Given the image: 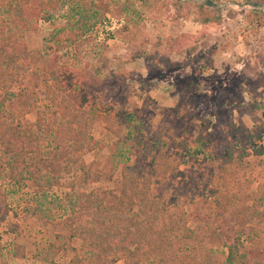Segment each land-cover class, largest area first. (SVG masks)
Wrapping results in <instances>:
<instances>
[{
  "label": "rangeland",
  "instance_id": "rangeland-1",
  "mask_svg": "<svg viewBox=\"0 0 264 264\" xmlns=\"http://www.w3.org/2000/svg\"><path fill=\"white\" fill-rule=\"evenodd\" d=\"M14 1L4 0L2 17L15 14ZM55 1L37 29L24 33L28 51L92 81L124 80L128 91L112 103L126 104L121 119L109 122L90 108L63 117L67 96L43 81L36 64H22L14 78L0 75V124L38 137L33 173L11 179L0 153V264H70L75 256L78 264H158L170 234L196 264H226L237 234L247 246L264 226V0ZM199 147L201 154L191 152ZM223 147L229 156L218 152ZM159 149L174 172L138 185L174 204L185 227H165L140 243L125 226L143 217L142 207L102 215L78 206L81 193L119 190L124 165L147 174ZM211 190L232 199L226 211L215 212ZM107 216L115 223L108 226ZM214 230L231 240L211 243ZM123 247H138L129 263Z\"/></svg>",
  "mask_w": 264,
  "mask_h": 264
},
{
  "label": "trees",
  "instance_id": "trees-1",
  "mask_svg": "<svg viewBox=\"0 0 264 264\" xmlns=\"http://www.w3.org/2000/svg\"><path fill=\"white\" fill-rule=\"evenodd\" d=\"M3 4L4 0H0V6ZM56 5L57 2L55 0H15L14 6L8 5L9 8L11 6L14 8L11 11L15 12V14H11L7 18L0 15V75L4 78H14L17 76L16 70L19 66L26 62H31L39 68V74L44 82L51 80L53 83L58 84L59 93L67 96L65 103L62 101L60 105V111H62L63 117L71 110L81 111L90 108L95 115H103L106 122L111 121V117L121 119L126 102L123 101L118 105L112 102H114L113 99L120 98L119 96H123L128 91V85L124 80V84H119L115 79H103L100 82L92 81L81 69L58 67L55 60H50L47 56L40 57L38 55V57L28 51L24 40V33L35 31L39 18L45 12L54 10ZM164 62L169 65L171 64L167 59ZM55 114L57 113L53 115ZM126 116L129 120L128 124H130V121H135L132 113ZM42 122H44V118L38 116L36 121L37 128H41ZM164 129L166 130V128ZM34 135L29 129L11 122H3L0 124V153L7 159L6 166L11 179H15V176L21 178L22 175L29 174L28 170H26L27 168L31 169V173L37 171L36 167L29 164L31 155L37 150L35 144L38 141V137ZM257 138L261 140V137ZM217 146L220 147V145ZM225 150L227 149L223 147L218 151L224 152L222 157L229 156ZM191 152L201 154V148L199 147L197 151L193 149ZM151 158L148 169L146 168L149 170L147 174L142 175V170L138 166L135 168L136 166L124 165L121 169L122 186L119 190L113 189L100 193L91 192L90 194L81 193L77 197L79 200L78 206L82 211L93 209L102 215H109L111 211L123 214L126 210L130 211L133 207H142L143 217L141 216L139 221H130L129 227L128 225L125 226L127 233L132 232L130 230L131 228L136 230L134 237L140 243H149V240L152 239L151 236L167 230L165 227L172 233L174 230L177 231L176 227H185L186 223L180 219L182 214L176 217V212H171L174 204L163 201L160 196L153 195L149 189L145 188L146 186L144 184L141 187L138 185L139 178H143L144 181H147V184L151 180L155 183H161L170 172H174L175 165L171 166L168 163L164 153L160 149L153 153ZM23 169L24 171H22ZM78 170L76 171L81 174L84 171L82 169ZM67 171H70V168H67ZM80 176H82L83 181L89 180L90 178L89 173L86 171ZM209 198H212L213 202L215 201L216 207L214 210L215 212H219V214L227 210L226 205H229L232 200L227 197L224 191L216 193L215 190H211ZM111 200L114 202L112 205L109 202ZM72 212L74 211L72 210ZM234 213L235 216H238L239 210L236 209ZM110 218L108 216L105 217L106 222H110L108 226L114 224L116 219ZM177 220L179 225H175V221ZM66 222H68L70 228L74 225V220L71 218H68ZM101 224L108 232V226L102 222ZM243 224L245 223L238 221L236 227L241 229ZM259 226L260 221L258 223ZM216 231L214 230V232L212 231L209 234L208 239L211 243L220 244L221 242L222 244H226L227 241L231 240L230 233H220L221 236ZM253 232L252 238L247 246L240 243L241 233L237 234L235 242L227 247L226 264L264 263V226ZM188 233L187 238L190 239L191 232L188 231ZM192 233L194 235L193 231ZM75 234L76 232L73 233V235ZM165 239L169 243L164 247L165 249L162 248L159 251L158 264H196L194 258L191 259L190 256L185 254L181 255L179 251L181 241L177 235L174 237L173 234H170ZM137 250L138 247L136 248ZM136 251H129L127 247H123L122 257L125 259V262L127 260L129 263L133 256H135ZM78 263L79 259L76 256L70 262V264Z\"/></svg>",
  "mask_w": 264,
  "mask_h": 264
}]
</instances>
